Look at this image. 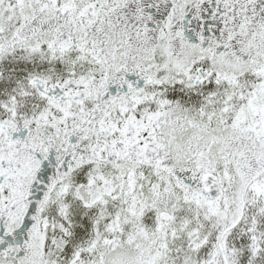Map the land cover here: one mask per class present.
<instances>
[{"label": "snow or ice", "instance_id": "6c2138e0", "mask_svg": "<svg viewBox=\"0 0 264 264\" xmlns=\"http://www.w3.org/2000/svg\"><path fill=\"white\" fill-rule=\"evenodd\" d=\"M0 264H264V0H0Z\"/></svg>", "mask_w": 264, "mask_h": 264}]
</instances>
